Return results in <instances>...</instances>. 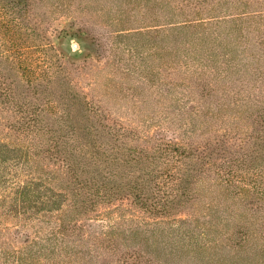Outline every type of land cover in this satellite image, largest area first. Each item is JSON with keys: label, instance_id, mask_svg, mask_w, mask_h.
Returning <instances> with one entry per match:
<instances>
[{"label": "trees", "instance_id": "16d2710c", "mask_svg": "<svg viewBox=\"0 0 264 264\" xmlns=\"http://www.w3.org/2000/svg\"><path fill=\"white\" fill-rule=\"evenodd\" d=\"M175 2L190 13L172 31L196 35L198 47L207 29L189 27L202 19L230 18L233 31L247 22L249 33L264 22V0ZM53 7L0 0V168L12 162L23 178L11 204L25 219L41 195V210L67 207L59 223L24 225L10 236H24L45 264H217L222 251L237 264L264 256V35L246 41L239 58L230 50L221 60L199 56L175 67L165 106L146 92L153 110L120 111L84 91L91 77L81 80L62 61L50 41ZM57 178L60 191L48 185ZM199 184L249 197L262 244L245 245L248 230L236 239L228 219L214 223L217 208L184 214Z\"/></svg>", "mask_w": 264, "mask_h": 264}, {"label": "rangeland", "instance_id": "374dc122", "mask_svg": "<svg viewBox=\"0 0 264 264\" xmlns=\"http://www.w3.org/2000/svg\"><path fill=\"white\" fill-rule=\"evenodd\" d=\"M50 1L54 6V20L48 24L50 41L62 61L71 71L74 70L73 73L80 75L81 80L86 78L85 75L91 77L94 83L91 87L82 84L84 91L89 89L87 93H90L91 97L102 99L107 102H104L107 107L120 111L153 110L155 103L143 98L146 97V92L152 96L159 95L164 99L165 106L172 96L171 90L175 91L172 87L173 77L176 72L177 76L180 75L175 67L182 65L183 68L185 61L199 56L221 60L223 53L228 54L230 50L237 52L239 58L243 52L247 53L242 50L246 41L251 45L255 43L256 36L264 35V22L254 27L253 33H249L247 22L237 21L240 30L233 31L234 24L228 21L230 18L220 21L219 25L214 24L212 20L202 19L205 25L197 27L199 24H195L189 27L192 32L207 29L202 31L203 41L198 47L196 35L188 31H172L175 26L173 23L184 20L190 13L188 7L183 4L179 6L183 7L182 10H175L174 0ZM84 24H88L94 32L83 29ZM217 32L221 34L217 35ZM98 33H103V37ZM234 38L237 39L236 42H233ZM193 44V48L184 50ZM252 53L255 51L252 50ZM118 93L124 96L121 97ZM147 101L150 103H146ZM10 163L12 162L3 164H8L9 167L0 168V174L7 180L5 184L0 183V264H45L43 256L39 254L40 250L36 252V247L31 248V245L23 243L24 236L18 235L17 239H13L10 233L14 230L22 231L24 225L47 227L48 223H59L67 207L64 206L66 210L63 207L62 211L41 210L39 201H45V197L41 195L32 199V203L39 207L37 210H30V218L25 219L26 216L19 215L18 212L22 209L11 204V197L15 198L18 182L23 178L15 176L14 171L18 169ZM59 182L58 178L53 179L48 185L53 190L60 191ZM195 193L196 198L187 203L184 214L191 212L201 217V213L207 212V208H217L213 217L214 223L219 221V216L223 220L228 219L229 229L238 232L236 239L240 237L239 231L248 230L250 234L245 245L262 244L254 231L253 224L258 217L250 210L249 197L234 196L229 189L208 187L204 184L197 185ZM241 223H244L243 227L238 226ZM218 227L224 228L222 225ZM30 236H33L32 232ZM209 256L207 255L202 263L207 262ZM218 257L221 262L217 264H236L232 255L223 251ZM241 261L238 260L237 264H264V256L257 252V255L241 258ZM180 263L181 260L174 264Z\"/></svg>", "mask_w": 264, "mask_h": 264}]
</instances>
